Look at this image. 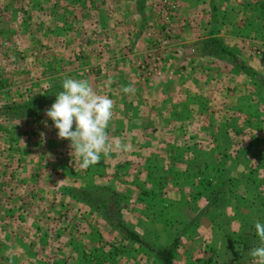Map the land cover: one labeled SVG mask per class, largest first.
Here are the masks:
<instances>
[{
  "label": "crops",
  "instance_id": "obj_1",
  "mask_svg": "<svg viewBox=\"0 0 264 264\" xmlns=\"http://www.w3.org/2000/svg\"><path fill=\"white\" fill-rule=\"evenodd\" d=\"M164 1L173 0H0L9 43L0 107L26 106L20 118L0 113V264H89L86 230L68 229L71 239L64 226L57 241L48 227L70 207L92 214L67 191L89 182L132 199L148 187L147 198L199 203L210 196L195 185L212 173L245 201L253 186L264 193V0H178L167 68L145 78L138 66L160 41ZM210 40L223 50L211 53ZM65 77L88 79L114 101L108 133L130 151L80 168L45 115L55 100L27 101ZM128 85L134 94L123 93Z\"/></svg>",
  "mask_w": 264,
  "mask_h": 264
},
{
  "label": "rangeland",
  "instance_id": "obj_2",
  "mask_svg": "<svg viewBox=\"0 0 264 264\" xmlns=\"http://www.w3.org/2000/svg\"><path fill=\"white\" fill-rule=\"evenodd\" d=\"M177 10L178 5L174 13ZM161 25L163 35V24ZM8 46V41L0 38V49L4 51ZM166 68L164 67V71ZM162 77L163 74L158 78H149L161 79ZM59 85L55 86L56 89L53 86L43 92H36L34 97L27 101L44 100L45 102L47 99L42 98L45 93L56 91ZM44 109L45 103L42 106H33V112L40 110L42 113ZM3 114L7 115V113ZM7 116L9 119L11 118L9 113ZM218 178L219 176L216 177L211 173L201 180L200 185H195L203 187V191L210 196L209 199L204 198L205 200L199 203V200L188 202L186 199L176 202L164 201L166 200L164 196L159 200L156 197L147 198V194L152 193L151 188L148 187L135 199L108 186H102L103 184L95 185L90 182L86 184L85 188L68 189L67 191L71 192L72 197L75 198V193L81 189L94 190L108 187L125 197L126 200L116 210L115 218L120 216L129 229L135 231L154 247H164L176 240L177 249L173 264H253V258L249 255V251L259 245L254 222L264 223V193L250 185L255 189L257 195L253 196L252 200H249L250 196H247L249 199L245 201L236 193L235 185L231 179L224 176L222 180L226 184L220 185L222 180ZM260 189L264 191L262 187ZM84 206L86 211H92L91 215L84 211L80 215H72L74 208L70 207L66 215L60 218L59 215L52 216L53 220L51 224H48L50 230L48 231L51 232L49 238L58 241L62 235L59 231H63L64 226L66 232L68 229L82 227V230H86L85 237L81 236L82 240L85 239V243H92L90 247L85 246L84 250L85 257H89L86 260L89 264H159L153 255L146 253L136 245H131L119 231L112 230L99 213L85 204ZM188 207L192 208L189 210ZM194 207L198 211L192 216ZM217 209L220 210L214 212ZM207 212H210V215L207 216ZM84 213L88 216H84ZM95 218H98V221ZM94 225L97 231H93ZM67 234L68 238L73 239V231L69 235L68 230ZM60 255L59 249L53 254V256ZM53 258L57 261L52 264H59L61 258L51 257V259Z\"/></svg>",
  "mask_w": 264,
  "mask_h": 264
},
{
  "label": "clouds",
  "instance_id": "obj_3",
  "mask_svg": "<svg viewBox=\"0 0 264 264\" xmlns=\"http://www.w3.org/2000/svg\"><path fill=\"white\" fill-rule=\"evenodd\" d=\"M61 86L62 90L55 95L45 115L58 130V138L70 141V154L79 158L81 169L99 163L102 154L109 156L113 152L131 150L122 139L109 136L108 127L115 107L112 99L99 94L88 79L65 77ZM121 87L125 94L135 93L132 85ZM254 227L259 245L250 249L249 255L253 264H264V223L255 221Z\"/></svg>",
  "mask_w": 264,
  "mask_h": 264
},
{
  "label": "trees",
  "instance_id": "obj_4",
  "mask_svg": "<svg viewBox=\"0 0 264 264\" xmlns=\"http://www.w3.org/2000/svg\"><path fill=\"white\" fill-rule=\"evenodd\" d=\"M209 43L213 47L212 49H209L211 53H213L215 49L219 51L223 50L217 40H210ZM61 90L62 86H58L56 91L54 90L51 93L47 92L42 98L47 99L46 101L55 100V95ZM49 97L51 98L49 99ZM25 108L26 106H14L3 108L0 112L7 113V115L9 113L11 118H20V116L24 115ZM75 198L99 213L108 226L112 230L119 231L131 245H136L146 253L153 255L154 259L159 262V264H173L177 249L176 240L164 247H154L152 244L141 238V236L135 231L129 229L120 216L115 218L116 210L117 208L119 209L121 204L126 200L125 197L108 187H100L94 190L81 189L75 193Z\"/></svg>",
  "mask_w": 264,
  "mask_h": 264
},
{
  "label": "built area",
  "instance_id": "obj_5",
  "mask_svg": "<svg viewBox=\"0 0 264 264\" xmlns=\"http://www.w3.org/2000/svg\"><path fill=\"white\" fill-rule=\"evenodd\" d=\"M178 0L170 2H162L159 10L162 16L163 35L157 45H153L144 61L139 66V71L144 77L158 78L163 74L165 67L164 50L172 38V30L174 28L173 14L177 8Z\"/></svg>",
  "mask_w": 264,
  "mask_h": 264
}]
</instances>
